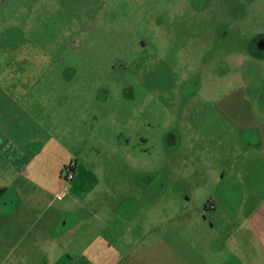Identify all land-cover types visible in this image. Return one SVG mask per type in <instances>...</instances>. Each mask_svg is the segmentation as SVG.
<instances>
[{
  "label": "rangeland",
  "instance_id": "1",
  "mask_svg": "<svg viewBox=\"0 0 264 264\" xmlns=\"http://www.w3.org/2000/svg\"><path fill=\"white\" fill-rule=\"evenodd\" d=\"M262 39L264 0L5 1L0 70L31 72L39 81L30 88L31 110L26 99L17 103L0 91V147L11 153L12 140L50 157L38 162L48 174L37 177L26 176L37 173L30 167L11 174L0 160V173L14 181L0 200L24 201L2 214L0 206L1 216L82 219L80 237L67 248L75 264H88L80 255L97 236L111 246L99 255L103 264L107 256L119 264H264L256 254L261 240L251 229L235 230L233 208L217 211L215 225L203 217L215 211L207 208L213 195L239 202L249 178L264 187ZM40 90L64 94L50 111L73 113L36 125L21 109L40 115L45 109L33 95ZM60 162L76 165L73 180ZM197 216L203 221L191 226ZM201 231L210 240L188 236ZM27 244L24 257L7 256L13 244L0 243V264H28V257L39 264L41 246Z\"/></svg>",
  "mask_w": 264,
  "mask_h": 264
},
{
  "label": "crops",
  "instance_id": "2",
  "mask_svg": "<svg viewBox=\"0 0 264 264\" xmlns=\"http://www.w3.org/2000/svg\"><path fill=\"white\" fill-rule=\"evenodd\" d=\"M5 1L7 0H0V7ZM25 10L28 11L27 8H25ZM29 11H31V8ZM4 46L7 47L6 45ZM1 47L2 46L0 45V48ZM31 58L27 59L26 57V62L27 60L31 62L32 61ZM19 75L20 74H10L7 76L4 73H2L0 70V80H10L9 82H7V88L6 86H3L0 83V91L2 93H8L12 97L13 101L17 103L26 99V103L27 105H30L29 108L31 110L32 105L34 106V100H32L29 97V95L32 92L30 88L32 84L37 83L39 81V75L37 77L31 72H25L20 75L22 79L18 78ZM29 79H30V82L28 81ZM23 83H26L30 86L24 87ZM33 95L36 98H40L43 104L41 108H44L45 110L38 116L36 114L30 113V110H28L29 112H26L22 108L21 111L27 114L36 125L41 124L42 119H45L48 121H53V120L57 121V120H61L62 116L67 118L66 116H69L73 113L72 110H69L68 112H62L61 110L60 111H55V110L50 111L49 110L52 106L48 107V105L51 104V102H53L54 100L58 99L59 96L61 97L64 96V94L59 95L58 93H55V92H48V90H40V91L35 92ZM240 112H241V118L243 119V122H247L249 120V117H246L243 110H240ZM17 117H18V114H17ZM244 118L246 119V121H244ZM249 124H252V123L250 122ZM7 141H8V144L12 152L8 153L7 148L0 147V160L6 159V161H8L9 166H7V169H13V171L11 170V174H13L16 171V175L18 176V174H22V173H18L17 170L23 172L28 167H30L31 170L36 169L37 173H34V172L25 173L26 176L37 177V176H44L48 174L49 169L47 165L44 163L39 164L38 162L42 161L43 159H48V157H50V154L48 153L49 151L44 150V148H41L40 150L36 152L29 153L19 146L14 147L11 144L12 140H10L11 143L9 142V140ZM259 143H260L259 150H261L264 155V138ZM18 151L20 152L17 153ZM56 159H59V158H57V156L54 155L53 160H56ZM25 160H26V163H25ZM59 164H60L59 165L60 171H62L64 163L62 164V162H60ZM3 173L5 172L0 173V176H2V180H9V182L7 183L3 182L2 184H0V190L4 189V192L2 194L6 193V191H9V187H11L14 182L13 179H8V177H11V176L6 177L2 175ZM240 174L241 172L238 171L237 176H240ZM221 176L222 178H224L226 176V172H224L223 175ZM242 176H244V181H247L245 177L250 176V175L247 172H245ZM35 179L32 178V180H35ZM40 183H41L40 185L42 186V188L47 191L48 189L44 187L45 185H43V181H41ZM258 183L260 184V179L257 181L256 179L252 178L251 180L249 178L248 183L246 184V186H249V187L243 190V194H242L243 199H241L239 202L235 201L234 199L233 200L228 199L227 201H224L223 198L222 199L218 198L217 194L211 196L210 202L208 204L210 206L213 205L214 207L210 209L215 210V211L211 212L208 215V217H205V216L203 217L204 219H207V218L211 219L212 225H215L216 223L220 221L218 215L216 214L217 211H219V215H220V209L233 208V211L236 212L235 214L237 216V221L238 220L240 221L238 224H235V227H236L235 230L237 231L243 226L244 228H248L253 231L257 239L261 240V245L259 248L260 251L256 252V254L260 253V258H262L264 261V187L260 188L257 185ZM261 184H264V171L261 176ZM11 192L15 194L13 190ZM57 193L58 194L60 193L61 196L63 195L62 199L66 197V194H65L66 189L64 190L61 189ZM229 195H232V192H229ZM23 202H24L23 200L18 202L17 199L0 200V206L4 207V210H1L2 211L1 214L6 213V209H8L9 205L11 207L20 208L21 205L24 204ZM32 204H33L32 207H40V204H42V202L38 201ZM49 205L50 203L46 204V208H49ZM63 206L65 207L63 208L65 211L66 205L63 204ZM45 212L47 213V210H45ZM1 214H0V231H1L0 237L3 240L0 241V243H2V246L13 244L11 247H9V250L6 252L7 256L13 255L15 253V255H22L26 257L27 254L25 253L24 247H25V244L28 243L27 244L28 247L29 246L31 247L41 246L40 251H41L42 260L39 264H75L76 261L72 262L73 259L67 255L68 254L67 248H71V247L74 248V245L76 244V238L80 237L81 233L79 231V228L81 225L80 223L83 221L82 219L80 220V218L78 219L73 218L69 221L67 217L56 218V217L44 215L42 212L41 215H38L35 217L34 215L31 214L30 216H27L26 219L23 220V219H19V216L17 217L14 216L15 218H13L12 216H9V215L1 216ZM203 215H204V212H203ZM202 221H203L202 216H197V217H192L189 223L192 226V224H199ZM22 225H26L24 231L18 232V230L21 228ZM196 232H200V231L198 230ZM196 232H191L188 235L190 239L194 238V239L203 241L207 238L206 240H210L209 235L206 236V238L204 239L203 231H201L200 235ZM235 232H233L230 235L231 241L232 240L235 241L236 239H238L237 236H235L236 234ZM219 239L220 238H215V240H213L211 238L213 242L216 241V244H214V247L217 248L218 250L225 249L226 242L220 241V244L218 246ZM98 241H100L101 244H99ZM93 243H94V247H93ZM200 245L202 249L204 242H201ZM189 246L194 249L195 247L194 241H192V244H190ZM237 246L240 249V247H242V244L238 243ZM101 247L105 249H100ZM109 249H111L110 244H107L106 242L103 244V241L97 236L95 240L92 241L82 251L80 256L86 257L88 264H103V263H100L98 260L99 255L105 254V251L109 252ZM93 250H95V252ZM100 250H104V252L99 253ZM256 250L258 249L256 248ZM33 254L34 253H31L30 255H33ZM110 259L111 257L107 256V260H105V264H119L117 260H114L112 262ZM252 261L254 264L255 263L258 264L257 261L259 260L258 258H254ZM28 264H30L29 257H28ZM202 264H204V262H202Z\"/></svg>",
  "mask_w": 264,
  "mask_h": 264
},
{
  "label": "built area",
  "instance_id": "3",
  "mask_svg": "<svg viewBox=\"0 0 264 264\" xmlns=\"http://www.w3.org/2000/svg\"><path fill=\"white\" fill-rule=\"evenodd\" d=\"M66 181H71L75 178V170L73 165L64 167Z\"/></svg>",
  "mask_w": 264,
  "mask_h": 264
},
{
  "label": "flooded vegetation",
  "instance_id": "4",
  "mask_svg": "<svg viewBox=\"0 0 264 264\" xmlns=\"http://www.w3.org/2000/svg\"><path fill=\"white\" fill-rule=\"evenodd\" d=\"M263 41H261V43H260V47H263L264 46V39H262ZM262 60H264V58H261ZM258 60V59H257ZM73 163H71V164H69V165H72ZM69 165H65L64 167H66V166H69ZM64 167H63V169H64ZM73 167H74V170H75V165L73 164ZM4 192V189H1L0 190V195L2 194ZM4 194H9V191H6V193H4ZM212 207H214L213 205H207V208H212Z\"/></svg>",
  "mask_w": 264,
  "mask_h": 264
}]
</instances>
